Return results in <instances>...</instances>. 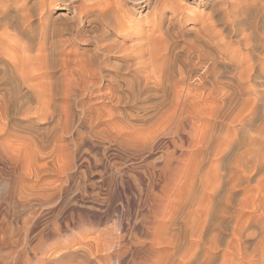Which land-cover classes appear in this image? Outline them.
Listing matches in <instances>:
<instances>
[{"label":"bare ground","instance_id":"obj_1","mask_svg":"<svg viewBox=\"0 0 264 264\" xmlns=\"http://www.w3.org/2000/svg\"><path fill=\"white\" fill-rule=\"evenodd\" d=\"M16 1L23 2V0H0V29L9 26L14 27V29L12 28L14 32L23 33L32 27L35 16L39 15L43 8L48 7L49 9L57 2V0H50L49 3L45 0H36L32 8H25L22 5L26 4L27 7V3L19 6L16 5ZM72 1L75 0H68V2ZM174 1H153V12H150L152 16L143 21L141 20L142 13L139 17L130 18L129 15L124 16L123 11L121 13L120 10H116L115 0H99L96 8L98 17L108 19L110 28L106 26L101 29L102 25L98 21H93L91 28L97 34L93 38H90V35L88 38L83 36L82 41L85 46L82 47L83 51L80 54L82 56L78 57V63L75 62V64L77 63L76 67H71V70H68L66 65L69 61L67 60L66 64L65 61L63 62L61 65L63 70H60L62 79H59L60 76H57L58 79L55 77L56 75L54 76L56 72L51 76V72L56 67H53V64L58 63L51 60L54 59L53 55L62 53L63 46L75 44L74 42L77 40H75V36L69 39L59 38V32L64 28L54 25V27L51 26V31L47 30V27H42L37 39L34 37L35 35L32 38L28 36L29 39L23 45L21 44L22 46H18V44H14V46L12 44L17 39L16 37L5 40L12 31L9 29L11 31L8 34L6 32L5 39L0 36V121L2 119L6 121L10 116L7 107L10 100L7 101V99L12 97L9 98L10 95H8L7 98L4 93L6 82L10 81L15 84L19 90H17L15 98L23 100L15 112L30 118L34 123L42 122V120L46 122L45 119L50 121L55 115L60 116L65 110L64 106L58 102L60 95L67 101V98L74 94L76 88L82 89L84 96L91 97L92 101L93 99L97 100V102H93V112L96 118V121H92L96 122L94 127L99 128L101 124H105L111 131H114L113 128L117 126L115 128L117 129L119 126L120 133L118 132V134L125 137L124 140L128 138L130 142L134 143L137 150L133 149L142 159L147 160L153 156L152 154L157 148L163 150L161 151V160L156 163L154 168L152 167L154 171L151 169L152 174L156 173L154 176L158 181L151 185L157 187V190L153 192L154 190L151 189L153 194L150 191L151 194L146 193L147 195L142 201L144 206L145 203L148 204V209L141 210L139 206L140 210L138 209L137 212V215L142 219L141 226L151 232L150 234L154 231L157 232L155 233L159 236L158 238L152 234L154 242L158 243L157 245L160 244L161 247H167V251L163 247L166 255L162 256L163 259L159 258L160 261L156 264H264V0H214L211 2L213 3L211 16L207 19L202 17L201 22L193 29L190 38L180 34L181 25L178 26L179 24L176 23L182 24L187 20L196 23V17L186 14L184 10H188L192 15L196 12L193 7L183 9L178 2L177 4ZM195 1L201 4L205 0ZM24 2L28 1L24 0ZM91 2L93 1L91 0ZM168 3L171 13L168 14L169 19L165 22L163 15H167L165 12L168 9ZM118 4L117 7L121 6ZM11 9H15L18 13L21 11L18 14L20 18L15 21H13L14 19L10 20L11 17L10 19L8 17ZM59 9L65 8L59 7ZM76 10L78 15L73 14V16H78L76 19L81 25V21L87 14L83 11V7ZM66 15V13L60 14L59 21L68 20ZM50 16L52 17V15ZM73 16L70 17L71 20ZM99 18L97 20H100ZM137 20L143 21L142 24L144 23L146 25L144 27L147 29L142 30L143 27L137 31L136 29L141 27V24L136 22ZM10 21L12 22L9 23ZM44 21L46 20L44 19ZM101 21L103 22V20ZM132 27H134L133 30ZM34 31L32 32L34 33ZM115 32L123 36L121 38L123 41L113 39L112 35L116 34ZM128 34L131 36H126ZM129 40L132 45L124 47ZM36 41L40 44L38 45ZM48 47H51L52 50H47ZM9 48H14L11 54L7 53ZM5 54L9 58H6ZM42 63L44 66L41 65ZM50 64L54 68L51 72L47 71L51 67ZM39 65L47 72L44 71L41 74L38 72L37 75L35 70L42 69ZM75 74L79 75L77 79L79 82H77V87L74 84V89L72 87L74 82L71 84L70 80ZM60 81L65 84L64 91L60 88ZM15 86L11 87L14 91ZM11 88L10 91H12ZM7 103L8 105H6ZM70 113L73 114L71 111ZM55 124L59 125L60 123ZM63 124L67 126V123ZM14 126L10 124L9 127L14 129ZM67 128L68 130H66ZM32 129H24L23 132L33 137L32 143L35 146L42 145L46 135L43 136L42 132V134L37 132L38 129L37 131ZM61 129L69 132V127L63 126ZM104 130L108 131L106 128ZM72 132L74 135L77 133L75 128L72 129ZM101 134L102 132L99 133V135ZM99 135L95 136L99 137ZM115 138H113V143ZM165 139H168V145L165 144L167 147L161 148L160 145L164 144ZM121 142L124 143V141ZM120 144L122 145V143ZM91 146L93 147V145ZM123 146L125 145L123 144ZM128 148L132 147L127 146L126 149ZM127 153L129 154L126 152L124 155ZM134 154H130V156ZM122 157L120 156V158ZM145 165L147 164L145 163ZM124 166L126 167V165ZM123 175L126 174L123 173ZM121 181L124 182V180ZM131 184L133 185V183ZM149 187H151L150 184ZM139 189L141 191V188ZM127 192H125V196L130 193L127 194ZM122 195L124 196V194ZM135 199L137 200V198L130 199L133 200L131 204H137ZM131 210L133 211V209ZM64 221L66 220L60 221V223ZM70 221L72 220L70 219ZM81 221L84 220L81 219ZM78 223L76 221L74 224V231L75 229L79 230L78 226L81 222ZM65 227L67 229L63 230ZM61 229L68 234V231H71L70 223L64 222L59 225L55 223L46 234L48 236L61 235ZM71 233L73 234V229ZM132 234L134 236L135 233ZM108 235L110 234H107V237L103 239L105 247H110L114 243V235L113 237ZM44 237L41 243L45 241ZM121 240H119L118 246ZM139 241L129 243L139 249L141 244L146 243L142 240V243ZM97 247L99 249L101 247L98 242ZM91 249L93 248L91 247ZM114 249L112 250L114 251ZM119 249L118 252H121ZM142 250L144 251V249ZM134 252L137 254L136 251ZM62 253L58 262L70 255ZM150 256L146 255L141 260L131 256L135 259L132 264H151ZM32 257L29 256L28 264H35V258ZM110 258L115 259V257Z\"/></svg>","mask_w":264,"mask_h":264},{"label":"rangeland","instance_id":"obj_2","mask_svg":"<svg viewBox=\"0 0 264 264\" xmlns=\"http://www.w3.org/2000/svg\"><path fill=\"white\" fill-rule=\"evenodd\" d=\"M27 1L28 2H24V0H23V2L19 1L20 3L18 1H16V5L20 6L22 4L27 3V7H26V4L22 5V7L24 6L25 8H30V7L32 8L33 5H35L36 0H27ZM45 1L47 3L50 2V0H45ZM92 1L94 3L91 2V0H75L72 2H68V0H57V2H55L52 7H50L49 9H48V7L45 9L43 8L41 13L39 15L35 16V19H34L35 24L33 22L32 27L26 30L29 32L28 34L26 31L23 33L18 32V31L14 32L13 31L14 27H12L13 28L12 29L9 26H5L8 30L6 28L4 29V27H2L3 29L2 28L0 29L1 30L0 36H2L3 39H5L6 38L5 36H7L6 32L8 34V32H10L12 30L13 32L11 31L9 33L11 36L10 35L7 36V38L5 40L10 39L11 37L15 39V37H16L17 39L14 42L12 41L13 42L12 45L18 44V46H20L21 44L23 45L25 43V41H27L29 39L28 36H30V38H32L33 35H35L34 37H36V39H37L42 27H45V28L47 27L46 29L49 31H51V29H52V27H54V25L56 27L64 28L65 31H64V29H62V31L59 32L60 33V36H58L59 38L69 39V38H72L75 36V40L76 39L77 40L74 42L76 45L75 44H72V45L66 44L65 47L63 46V49H61L62 53L53 55L54 59L51 61H55V63L56 62H58V63L53 64L54 66L50 64V66H51V67H49L50 70L47 69V71L51 72L52 69H54V68H52V66L53 67L56 66L55 67L56 71H54L55 70L54 69L51 72V76H53V74L55 72L57 73V74L56 73L54 74V76L56 75L55 77L60 76V75H62V72H60V70H63V67L61 65L63 64L64 61H65V64L67 63V60L69 61L66 64L68 66L67 67L68 70H71L72 69L71 67H76V64L78 63L77 60H79V58L82 56V55L80 56V54L83 51L82 47L85 46V44L82 41L83 36L84 37L87 36V38L91 36L90 38H93L97 34V32L91 28V26H93L92 24H93L94 20L98 21L102 25L101 29H103V27H106V26L108 28H110V24L108 23V21H109L108 19L104 18L105 19L104 20V19H102V17L101 18L98 17L99 15H98V11L96 8H97L99 0H95V1L92 0ZM102 1H105V0H102ZM153 1L155 2V0H115L114 5H116V10L118 9V10H120V12L123 11L124 16H126V17L129 15L128 17H130V18H132V17L136 18V17H139L142 13L141 20L145 21L146 18H149L152 16V14H150V12L151 13L153 12V7H154V6H152L154 3ZM197 1H199V0H197ZM213 1L214 0H211V1L205 0L203 3L200 4V3H197L195 0H175L174 2H176V3L178 2L179 5L183 9H186L188 7L189 8L193 7L195 12H196V14L192 15L188 10H184V11H186V14H189L192 17H196L197 21L195 23V21L192 22V20H187L185 23H182L183 25L181 23H176L177 25L179 24L178 26L181 25L180 26L181 28L179 29V31L181 32L180 34L184 35V37H186V38L192 37V35H191L192 31H194L193 29L196 28V26H198L199 22H201L202 17L204 19H207L211 16V10L213 7V3H211V2H213ZM30 3H33V4H31L32 6L30 5ZM87 3L90 5H88ZM117 3H119L121 6H119V4H118L119 7H117ZM59 7L65 8V9H59ZM81 7H83V9H84L83 11H85V13L87 15L89 13H90V15H88V16L85 15L86 17L84 18V20L81 21V25H79L78 24L79 20L76 19V18H78V16L74 17L73 14H75V16L78 15V13L75 11H77L76 10L77 8H81ZM92 7H94L96 9V11ZM127 7H128V9H127ZM167 8H166L167 10L165 12L167 15L166 16H165V14L163 15L165 22L168 21V19H169L168 14L171 13L170 4L168 5ZM90 9L91 10L93 9V10L91 11ZM9 11L8 12L10 13V15L8 18L10 19V17H11L10 20L14 19L13 21H15L18 18H20V16L18 14L21 13V11L19 13L15 9H11ZM44 11H46V12H44ZM90 11L91 12L94 11V12L91 13ZM124 11H126V12H124ZM49 13H50V15H52V17L49 15ZM62 13L67 14L66 18L68 20H60V21L61 22L65 21L66 23H64V22L61 23L59 21V18H60L59 15ZM125 13H127V14H125ZM132 13H133V15H132ZM72 16H73V19L71 20L70 17L72 18ZM45 17H48L49 19L45 18ZM165 17H167V18H165ZM98 18L100 20H97ZM44 19L46 21H44ZM54 20H55V22H52ZM88 20H89V22L91 21V23H89ZM101 20H103V22ZM138 20L136 22L141 24V27L139 29H136V30L140 31V29H142L145 24L144 23L142 24L143 21H141V20L138 21ZM11 22L12 21H10L9 23H11ZM36 22L38 25L36 24ZM45 22H47L48 25H46L47 23H45ZM59 22L61 23V26H59L60 25ZM58 23H59V25H58ZM87 24H88V26H87ZM11 25H14V24H11ZM75 25H77V27H75ZM177 25H175V26H177ZM35 27L37 30L35 29ZM133 28L134 27H132V30H133ZM144 28L142 30L147 29V28H145V29ZM191 28H192V30H191ZM9 29H11V30H9ZM79 29L82 32H80ZM34 30L36 31V33ZM136 30H134V31H136ZM32 31H34V33ZM69 31L71 34L69 33ZM91 31H92V33H91ZM66 32H68V33L66 34ZM99 32L100 31H98V33ZM12 33L14 34V36ZM61 33H62V35H61ZM115 33L116 34L112 35V36H114L113 39L116 41L118 39L123 41L121 39L123 36L118 35L117 32H115ZM22 35H23V38H22ZM126 36H131V34H128ZM22 40H24V41H22ZM36 42H38V41H36ZM122 43H125V42H122ZM39 44L40 43L38 42V45ZM130 44L132 45V42L129 40V42L127 41V44L125 43L124 47H126V45H127V47H130ZM11 47H13V46H11ZM16 47H14V48H16ZM14 48H11V49L9 48V51L7 53L11 54L12 51L14 50ZM47 50L51 51L52 48L48 47ZM64 50H66V51H64ZM33 54H35V53H33ZM60 55H61V57H60ZM4 56L6 58H9L8 55H6V54ZM59 58H60V62H59ZM62 58H63V60H62ZM64 58L65 59L67 58V59L65 60ZM75 62H77V63L75 64ZM49 63H51V62L49 61ZM41 65L44 66V63H42ZM41 65H39V66H41ZM41 68H42V66H41ZM40 70H38V71L35 70L37 72V75H38V72H39V74L43 73L44 71L47 72L45 68H42ZM78 76H77V74H75L73 76V79H75V80L74 81H73V79L70 80V81H72L71 84L74 82L72 84V87H74V89H75L74 84H76V87H77V82H79V81H77ZM58 78L59 77H57V79ZM59 79H62V76H60ZM12 83L13 82L9 81V82H6L4 84V93L7 95V98H8V95H10L9 98L12 97L11 99H7V101L10 100V101H8L9 105H8V103L6 104V105H8L7 106L8 111H9L8 113L10 116H9V119L6 120L7 122L3 121L4 119H2L0 121V124H2V125H0V127H1L0 128V264H28L27 261H28L29 256L32 257L33 255H35L34 257H32V258H35L34 259L35 264H132L135 259L141 260V259H143V257H146V255L147 256L151 255L150 256V260H152L151 264H156L160 261L159 258L163 259L162 256L166 255L165 252L167 251V247L163 246L166 250L165 251L164 248L160 246V244L157 245L158 243L154 242V237H157V238L159 237L156 235L157 232L154 230H153L154 232L152 231L153 232L152 234L153 235L155 234V236L153 237V235L150 234L151 232L147 231L143 226H141L142 219H141V217H139L137 215L138 209L139 210H140V208H141V210L142 209L143 210L148 209V204L145 203V206H144V204H143L144 202L142 201L144 199L145 195H147L146 193L148 192L149 194H151V193L153 194V192H156V190H157V187L156 188H155V186L152 187V185L154 184V182L157 181V179L155 177L156 173L153 172L155 174H152L151 169L153 170L156 163L161 160V156H162L161 151H163V150L160 148L159 149L157 148V150H159L160 152L156 150L152 154L153 156H150L151 158L149 157L147 159L148 160V163H147V160L142 159L141 156L138 155L137 151H135L137 149H135L134 143L130 142V140L128 138H127V140H124L126 138L120 136L121 134L120 135L118 134V132H119L118 128H120L119 126L117 129H115L117 126L115 128H113L114 131L113 130L111 131L109 129V127H106L105 124H103V125L101 124L99 126V128L94 127V124L96 122L94 123L92 121H96V118H95V115L93 112V102H97V100H95V99H93V101L90 100L91 97H89L87 95L84 96L83 90L79 89V88L78 89L80 91L76 88L75 89L76 91H74V94H72V96L70 95V97L67 98V101L69 99H71L68 102L63 99L64 97H62V95H60L58 102L61 103L62 106H64L65 110H63V111L66 114L63 112L60 114V116L55 115L52 120L50 119L51 122L49 121V119L48 120L45 119L47 123L43 122V120H42V122L36 121V123H34V122H32V120H30V118L28 119V117L26 118V116H23L22 114H17L15 112L18 109V105L23 103V100L22 101H21V99L16 100L15 96L17 95L16 93L19 90L15 86V84L14 83L12 84ZM61 83H62V81H60V88H62L61 90L64 91L63 86L65 84H63V83L61 84ZM13 86H15V88H16V89L14 88L15 91L13 90V88H11ZM7 88L9 91L7 90ZM10 88L12 91H10ZM6 90H7V93H6ZM13 91H14V93H13ZM79 92H80V94H78ZM83 97H84V99H83ZM12 99H13V101H12ZM82 100H84L85 102ZM61 101H63V102H61ZM86 101H87V103H86ZM11 102H12V104H11ZM91 102H92V104H91ZM67 105H68V108H66ZM9 108H12V109H9ZM87 109L88 110L90 109L91 111L89 112ZM70 111L73 112V114H71ZM91 112H93L92 115H91ZM11 113H13V114H11ZM22 117H24V118L22 119ZM63 117H65V118H63ZM19 118H21V119H19ZM2 122L5 123L4 126H3ZM6 123H8V124H6ZM25 123L27 124V126H25L26 125ZM29 123H31V124H29ZM55 123H57V124L60 123V124L56 125ZM62 123H67V126H66V124L62 125ZM10 124H12L13 126L15 125L14 129L9 127ZM60 125H62V126L60 127ZM63 126L69 127V132L68 131L66 132L65 129H63V131H62L61 128ZM72 126H75V127H72ZM92 126H93V128H91ZM3 127L6 131L3 129ZM57 127L59 130L57 129ZM30 128L31 129L33 128L36 131L38 129L37 132H39V133L42 132L43 134L42 133L41 134L43 136H44V134L46 135V136H44L45 137V142L43 143L44 145L42 144L39 146L38 145L35 146L34 143H32L33 137L30 134H26L25 132H23L24 129L31 130ZM74 128L77 132V133H75V135L72 132V129H74ZM105 128L108 131L104 130ZM66 130H68V128ZM100 130L102 132V134H101L102 136L99 135V133H101ZM1 132H3V133H1ZM13 132H15V133H13ZM45 132L48 134V136ZM106 132H108V133H106ZM114 132H116L120 137ZM54 133H56V134H54ZM93 133L95 135H99V137L97 136L98 137L97 138ZM111 133H113V134H111ZM90 135L91 136L93 135V136L91 137ZM61 136L63 138H59ZM56 137H57V139H55ZM115 137H117L118 139ZM113 138H115L114 143H113ZM46 139H49V140H46ZM93 140H95V141H93ZM165 140L166 141H164V144L162 143L163 145L162 144L160 145L161 148L163 146L165 148L167 147V146H165V144L168 145V139H165ZM121 141H124V143ZM126 141H128V142H126ZM51 142H52V144H51ZM97 142H99V143L97 144ZM115 142H116V144H115ZM120 143H122V145ZM129 143H131L134 147L130 146L131 144H129ZM95 144H97V145H95ZM123 144L125 146H123ZM91 145H93V147ZM126 145L129 147H132V148L126 149L127 148ZM44 146H46V147H44ZM120 146H123V147H120ZM106 149H109L110 151L109 150L107 151ZM35 150L37 152H34ZM38 150H40V151H38ZM101 152L103 154L104 153L105 154L103 155ZM126 152H129V154L127 153V155H124V154H126ZM130 154H134V155L130 156ZM106 155H107V157H106ZM119 155L121 157L123 156L122 157L123 159L120 158ZM134 156H136V157H134ZM124 157H126V158L124 159ZM130 157H131V159H130ZM55 158H56V160H55ZM136 158H138V159H136ZM135 160H136V162H135ZM130 161H132V162H130ZM142 161L145 162L147 165H145V163H143ZM124 165H126V167ZM124 170H125V172H124ZM123 173L126 175H123ZM140 174H141V177H140ZM126 176H128V177H126ZM141 178H143L145 180H143ZM150 178H152V179L150 180ZM128 179H129V183L130 184L133 183V185L132 184L130 185L128 183ZM148 179L150 180L149 183H148V181H149ZM121 180H124V182H122ZM151 181H153V182H151ZM146 182L148 185L146 184ZM123 183H125V184H123ZM149 184L151 187H149ZM124 185H127V186H124ZM139 188H141V191ZM151 189H153L154 191ZM127 190H128V192H127ZM136 190H137V192H136ZM149 191L150 192L153 191V192L150 193ZM125 192H127V194L129 192L130 193L127 196H125L126 195ZM133 193L135 196L133 195ZM122 194H124V196ZM129 196H131L132 198L131 197L129 198ZM134 198H137V200L135 199L137 204H131L132 201L134 200ZM130 199H133V200L131 201ZM43 203H45V204H43ZM53 204H54V206H51ZM127 204L128 205L131 204L133 207L131 205H129V207H127L128 206ZM134 205H136V206H134ZM139 206H140V208H139ZM135 207L137 210L135 209ZM128 209H130V210L133 209V211L132 210L130 211ZM132 214H133V216H132ZM67 216H69V217H67ZM136 216H138V217H136ZM78 217H80V218H78ZM70 219L72 221H70ZM79 219H80V222L82 225L80 224V222L78 223ZM81 219L84 221H81ZM139 219H140V221H139ZM63 220H66V221H64L66 223H70L71 231H68V234H67V232L63 231V230L67 229L66 227H65V229L63 228V230L61 229L62 232L60 234L62 236L59 234L48 236L46 234L48 232L49 228H51L53 224H55V223H57L58 225L63 224L64 222L60 223V221H63ZM136 220H138V222H135ZM76 221L80 225L78 226L79 230L75 229V231H74V228H75L74 224L76 223ZM85 224H86V226H85ZM124 225H125V227H124ZM132 227H133V229H132ZM120 228H122V229H120ZM72 229H73V234L71 233ZM112 230H113V232H112ZM119 230L120 231L122 230V231L120 232ZM108 231H110V232H108ZM130 232L135 233L134 236ZM66 234H67V236H66ZM107 234H110L108 236L112 235V237L114 235V237H113L114 243L111 244V246H113V248H110L111 246L105 247L103 245V239L105 237H107ZM136 234H138L137 237H135ZM150 235H152V236H150ZM43 237L45 238V241H43L41 243ZM133 237L137 238L136 241H135V238H133ZM138 237L141 239H139ZM144 238L148 241H146ZM120 239H122V240L124 239V240L123 241L121 240L120 244L118 246ZM141 240H142V242L144 241L147 243V244L145 243L144 245L141 244V246H139L140 248L142 247L141 249L139 247H138L139 249H137V247H134L129 243V242L133 243V241L134 242L139 241L140 243H142ZM96 241L98 242V244H101L100 249L97 247ZM152 242H154V243H152ZM124 243H125V246H123ZM94 244H95V246H93ZM120 245H121V247H120ZM91 247L93 249L90 250ZM116 247H119L120 249L116 248ZM146 247H147V249H146ZM114 248H116V249H114ZM135 248H136V250H135ZM96 249H97V251H96ZM112 249H114V251ZM118 249L121 252H118ZM142 249H144V251ZM123 250L124 251L126 250V252H124ZM132 250L136 251L137 254ZM137 250H139L140 252ZM145 250L151 254H148ZM141 251H143L144 253ZM60 252L61 253L63 252L64 254H70V255H69V257L65 258L63 261L58 262V260H59L58 258L61 255ZM72 252H74L75 255ZM111 252L112 253L115 252L116 254L113 253L114 254L113 255ZM138 252H139V254H138ZM37 256H38V258H37ZM109 256L112 258L115 257V259H111ZM131 256H133L135 259L132 258ZM110 260H111V262H110Z\"/></svg>","mask_w":264,"mask_h":264}]
</instances>
